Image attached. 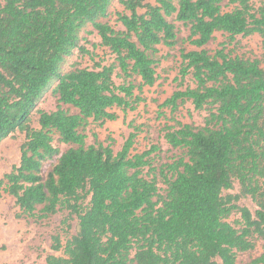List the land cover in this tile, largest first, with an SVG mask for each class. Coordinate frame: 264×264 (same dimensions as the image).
Masks as SVG:
<instances>
[{
    "label": "trees",
    "instance_id": "trees-1",
    "mask_svg": "<svg viewBox=\"0 0 264 264\" xmlns=\"http://www.w3.org/2000/svg\"><path fill=\"white\" fill-rule=\"evenodd\" d=\"M253 1L227 0L233 8L224 11L223 0H118L117 28L102 20L113 0H0V142L25 133L0 185L27 217L67 210L77 219L65 243L53 237L62 254H48L44 264H264V246L247 263L236 259L254 248V235L264 239V0L256 8ZM176 22L187 30L181 38ZM87 25L100 39L91 46L107 49L112 62L95 60L81 44ZM218 32L226 40L211 51ZM253 33L262 38L259 59L228 50L235 36ZM160 45H178L180 88L158 107L170 109L174 123L164 124L163 138L181 154L157 168L158 145L132 153L139 126L128 124L117 152L96 133L87 144L86 128L116 120L113 108H137L143 87L158 79ZM75 50L92 66L64 69ZM50 86L55 109L36 110ZM186 102L208 111L203 125L173 117ZM234 180L255 200L253 214L237 196L222 195ZM233 213L240 228L227 221Z\"/></svg>",
    "mask_w": 264,
    "mask_h": 264
},
{
    "label": "rangeland",
    "instance_id": "rangeland-1",
    "mask_svg": "<svg viewBox=\"0 0 264 264\" xmlns=\"http://www.w3.org/2000/svg\"><path fill=\"white\" fill-rule=\"evenodd\" d=\"M261 0H254L253 4L256 7L260 5ZM233 5H228L227 0H223V10H231ZM123 11V7L118 0H113L111 3L108 15L103 18V21H108L112 26L119 28L120 24L116 22V12ZM179 29V38L187 34V30L176 22ZM81 44L93 52L95 60H101L103 63H110L113 56L104 47L97 46L93 48L92 43L99 44L100 39L96 31L91 25H87L81 32ZM226 35L220 32L216 33L214 39L206 45V48L213 51L221 42H225ZM262 38L259 34L253 33L247 36L237 35L234 41L227 47L232 51L233 55H238L247 59H259L261 57ZM192 46H188L191 48ZM159 60L156 66L158 79L152 86H145L141 91V96L144 98L133 111L127 110L123 112L119 108H113L118 118L113 121H106L101 127L95 124H90L86 128L87 138L86 143L94 142L92 133H96L99 141L105 145L112 140V148L117 152L128 133L132 131L129 123L140 127V132L135 138L132 153L141 152L149 148L152 144L159 146V150L152 154L153 165L157 168L166 162H171L174 158L180 156L179 149L172 148L163 138L162 128L164 124L172 125L174 123L171 118L170 109L164 107L159 109L158 105L162 103L171 93L180 88L175 80L179 67L178 45L172 49L159 46ZM74 66H92V61L88 55L80 54L75 50L71 56L67 57L63 68L71 69ZM264 68V63L261 64ZM137 79L135 82H138ZM116 84L122 83V79L114 76ZM186 84L193 86V83L187 77ZM50 86L40 98L36 110L51 111L54 110L57 104V97L52 93ZM183 88V87H182ZM138 94V90H135ZM64 108L75 110L67 105ZM208 115L206 109L196 111L190 102H186L180 106L178 111L173 114L176 120L183 123H191L195 126L204 124V119ZM38 111L31 115L30 126L38 127ZM25 139L23 131H15L10 136L0 142V179L3 175L9 172L12 167L18 163L20 156V145ZM54 145L61 151L68 148V145L59 143L56 139ZM55 158L47 160L42 168V175L45 176L51 169ZM160 192L163 193L164 185L161 181L158 183ZM237 180H234L233 186L230 189L223 190L222 195L231 194L237 196L235 202L248 208L253 214L257 208L255 200L249 194H243ZM227 221L236 228H240L238 221L240 215L233 213ZM76 216L70 214L67 210H59L46 218L38 219L36 217H27L22 214L21 210L15 203L14 197L7 194L4 190V185H0V264H44L48 254L61 255V251L52 249L53 237L59 236L62 243H65L67 238L76 232ZM254 248L244 252H237L236 259L238 263H247L251 259L257 257L264 246V239L254 235Z\"/></svg>",
    "mask_w": 264,
    "mask_h": 264
}]
</instances>
